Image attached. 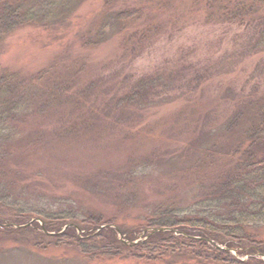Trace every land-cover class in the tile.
<instances>
[{
	"label": "rangeland",
	"instance_id": "rangeland-1",
	"mask_svg": "<svg viewBox=\"0 0 264 264\" xmlns=\"http://www.w3.org/2000/svg\"><path fill=\"white\" fill-rule=\"evenodd\" d=\"M64 15L0 45V77L40 91L0 166V264H229L198 247L140 245L164 209L202 200L204 177L245 157L231 150L248 125L222 126L236 112L256 122L264 104V0H71ZM158 77L171 88L130 105ZM249 234L264 242V228Z\"/></svg>",
	"mask_w": 264,
	"mask_h": 264
},
{
	"label": "trees",
	"instance_id": "trees-1",
	"mask_svg": "<svg viewBox=\"0 0 264 264\" xmlns=\"http://www.w3.org/2000/svg\"><path fill=\"white\" fill-rule=\"evenodd\" d=\"M70 7L71 0H0V45L16 29L31 23L48 24L53 18L65 16ZM235 12L243 15L240 9ZM124 14L120 13L115 19L117 21L122 20V17L125 19L128 13ZM132 16H135V12L131 11L128 18ZM258 44L260 47L264 46V29L260 33ZM12 79V76L0 77V166L3 165L2 160L8 157V143L14 141L15 136L19 134L18 129L15 128L18 126L17 122L27 118L28 113L32 112L30 97L32 95L35 97L40 92L31 83H25L22 88L19 86L16 88V83H10ZM145 80H151V83H148L149 90L146 88ZM145 80L140 81L145 83L137 93L134 92L133 96L127 97L130 105L140 109L145 107L146 101L148 103L149 99H153L160 93L159 89L171 88L169 84L164 85L166 81L159 77L157 80ZM123 102L124 100L121 99L120 104ZM257 108L259 112L256 122L249 124L250 120L245 119V113L236 112L228 119L225 118V124L222 126V129L231 132L232 129H237L241 125H248L242 132L244 140H235L231 150V153L234 152L239 157L245 153V157L238 159L232 170L220 169L213 178L210 177L211 175L204 177L205 179L199 185L204 184L205 188L206 185L209 186L211 194L202 200L194 201L193 205L187 209L179 210L176 206H170V209H164L165 213H170V217L158 222L151 221L150 229L166 228V226L170 229H180L176 227L178 223L176 219L179 213L189 210L185 213L188 216L182 215L183 220L179 219L188 227L187 230L182 229L180 232L182 234L179 233L177 238L171 236V232L155 234L140 245L142 253H154L156 250L151 246L173 242L179 251H184L183 246L198 247L206 253L209 251L212 258L221 259L229 264H264V260L259 257L264 256V242L253 240L249 234L251 230L259 231L264 228V156L251 153L255 145L264 148V104L261 106L258 104ZM45 110L46 107L42 106V111ZM221 137L222 135L219 138L222 139ZM232 138L227 137L224 140L229 142ZM213 153L216 155L215 152ZM7 175H12V172ZM2 181L0 177V185ZM5 186L8 187L6 184ZM6 193L1 190L0 197L3 199ZM23 207L26 209V206ZM47 213L41 209L37 211V214L46 215ZM46 217L48 220H72L65 219L70 217L65 212L46 215ZM216 246L234 249L238 256H248V260L241 262L229 252L217 249ZM90 247L92 248L90 244L84 242V251L87 250L85 248ZM108 248L111 249L110 246Z\"/></svg>",
	"mask_w": 264,
	"mask_h": 264
},
{
	"label": "water",
	"instance_id": "water-1",
	"mask_svg": "<svg viewBox=\"0 0 264 264\" xmlns=\"http://www.w3.org/2000/svg\"><path fill=\"white\" fill-rule=\"evenodd\" d=\"M164 231H170V229H166V228H163V229H155V230L152 231V234H154L156 232H164Z\"/></svg>",
	"mask_w": 264,
	"mask_h": 264
}]
</instances>
